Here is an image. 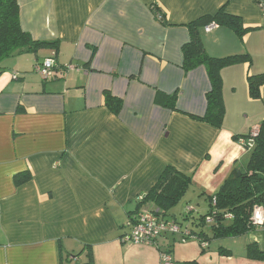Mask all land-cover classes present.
Wrapping results in <instances>:
<instances>
[{
	"label": "crops",
	"instance_id": "crops-1",
	"mask_svg": "<svg viewBox=\"0 0 264 264\" xmlns=\"http://www.w3.org/2000/svg\"><path fill=\"white\" fill-rule=\"evenodd\" d=\"M221 8L245 32L241 40L225 27L203 32L206 53L246 54L251 62L222 70L225 114L216 129L193 119L205 113L210 82L204 67L184 74L181 47L189 23ZM18 9L23 32L58 46L56 54L47 49L0 65V264H62L77 254L84 264L87 247L93 264H160L165 249L176 264H264L247 255L249 245L264 252V225L204 245L169 234L155 245L121 240L129 217L154 209L137 200L167 166L191 176L181 214H194L207 210L203 194L213 195L233 165L247 161L234 137L264 120V85L258 100L247 88L248 76L264 72V7L253 0H19ZM53 54L59 68L43 80L35 66ZM104 91L122 100L117 116ZM156 92H177L176 111L156 105ZM25 172L31 180L16 187L13 177ZM192 197L202 201L196 208Z\"/></svg>",
	"mask_w": 264,
	"mask_h": 264
},
{
	"label": "trees",
	"instance_id": "trees-1",
	"mask_svg": "<svg viewBox=\"0 0 264 264\" xmlns=\"http://www.w3.org/2000/svg\"><path fill=\"white\" fill-rule=\"evenodd\" d=\"M18 1L0 0V65L8 59L26 54L36 57L37 53L42 50L50 49L54 51V54L57 51V42L33 41L27 33L22 31L19 22ZM151 9L155 16H161V21H159L165 25L166 17L160 7L153 5ZM211 23L232 30L240 40L245 32L241 19L227 14L224 8L219 9L213 16H204L194 20L186 26L189 40L181 47V68L184 74L198 67H204L206 70L210 82V90L206 94V110L202 117H193V119L204 122L213 128L221 129L225 114L221 72L227 67L250 63L251 60L246 54L224 58L209 56L204 48L202 33L203 28ZM54 54L56 70L59 67ZM38 65L36 64L35 68ZM2 70L0 68V72ZM263 85L264 72L247 77L250 99H260V89ZM177 95V92L171 95L156 92L154 103L176 111ZM103 97L105 107L110 113L117 116L122 108V100L113 97L107 91L103 92ZM252 134H255L254 146L249 150L247 161L245 163L236 162L213 195L203 194L204 202L207 205L206 212H196L197 216H194L191 209H186L179 217L171 213L172 209L184 199L192 185L190 175L178 172L171 166H167L151 190L137 200L138 208L142 209L147 203L152 204L154 209L147 213L152 214L158 222L175 223L181 230L179 236L182 240L186 241L194 237L202 245L213 240L238 238L255 227L263 226L264 224L259 226L253 224L251 218L256 207L264 210V120L259 124L257 131L243 136V138L234 137V140L236 142L240 139L247 140ZM30 180L31 176L28 172L16 174L13 177L16 187ZM137 220L138 218L129 217L126 227L128 228L127 224L130 222ZM184 234L188 235L184 236ZM165 250L170 253L169 249ZM162 251L164 250L160 252ZM247 255L251 259H264V252L259 251L255 245L247 246ZM78 257L79 254L68 255L62 264H76ZM85 257L84 264H93L90 247L86 248Z\"/></svg>",
	"mask_w": 264,
	"mask_h": 264
},
{
	"label": "built area",
	"instance_id": "built-area-1",
	"mask_svg": "<svg viewBox=\"0 0 264 264\" xmlns=\"http://www.w3.org/2000/svg\"><path fill=\"white\" fill-rule=\"evenodd\" d=\"M256 5L260 8L264 7V0H253ZM156 18L161 21V16L156 15ZM218 26L215 23H211L203 28L204 33H209ZM55 61L53 56L45 59L41 64H39L35 71L43 79L48 80L53 78L55 72ZM72 66H67L66 70H72ZM255 134H252L251 137L247 140L240 139L238 144H240L245 150L249 151L254 146ZM253 224L259 226L264 224V210L262 208L256 207L253 211L251 218ZM129 232L122 238V242L131 243V244H141V245H155V242L164 234L169 235H179L180 228L171 222H158L156 218L153 217L150 213H145L139 216L136 222H130L127 224ZM188 234H184L187 236ZM184 241V240H182ZM160 264H176L172 259L171 254L164 250L160 252Z\"/></svg>",
	"mask_w": 264,
	"mask_h": 264
},
{
	"label": "rangeland",
	"instance_id": "rangeland-1",
	"mask_svg": "<svg viewBox=\"0 0 264 264\" xmlns=\"http://www.w3.org/2000/svg\"><path fill=\"white\" fill-rule=\"evenodd\" d=\"M187 196L189 197V194H187ZM188 197H186V198H188ZM182 199V201H180V203L176 206V207H174L173 209H172V211H171V213H173L174 215H176V216H180V214H181V212L184 210V207H185V204L187 203V201H188V199ZM201 199L199 198H196V197H192V205L196 208V204L197 203H199V202H202V201H200ZM204 211V210H203ZM194 216H197V214H195L194 213ZM239 238V237H238ZM233 240V239H232ZM224 241V240H223ZM230 242H232V241H230ZM213 243H215L216 244V241H214ZM231 244H233V243H231Z\"/></svg>",
	"mask_w": 264,
	"mask_h": 264
}]
</instances>
